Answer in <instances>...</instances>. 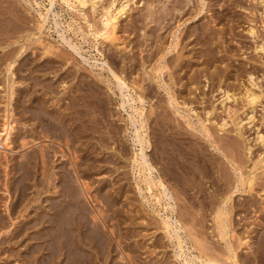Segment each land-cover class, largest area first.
Wrapping results in <instances>:
<instances>
[{"label":"rangeland","instance_id":"1","mask_svg":"<svg viewBox=\"0 0 264 264\" xmlns=\"http://www.w3.org/2000/svg\"><path fill=\"white\" fill-rule=\"evenodd\" d=\"M109 1L111 2L112 0H102L101 2L104 3V6H108V4L110 3ZM206 1H191L192 6L189 4L190 7L188 8V13L182 15L180 14L179 16L173 15L172 19L170 20H164V22L161 24L156 23L160 27L155 25V28L153 26V24H155L154 22H152V24L145 25L143 23V20L141 19L142 14L146 13L147 6H149L148 1L129 0V3L127 4L128 7L126 6V11L122 13L121 16L119 15V17L117 18V37L107 40L102 38V35L98 36L95 33L96 29L100 28V26L102 27L101 20L103 18L100 16L102 13H100V11L102 10L100 8L101 6L99 5H97V7L99 6L98 8L100 10L96 8L97 10L92 12L91 8H89V3L81 6L75 4L74 2H70V4H68L63 0H53L52 3L50 2V0H0V11L4 13L3 15L0 14V16L1 18H4V21H6L7 29H11L13 27L14 30H18V32L15 33V36L14 34L11 35L13 37H11L10 39L13 40L16 36L19 35L28 36L27 39L20 37L19 42H16L17 44L13 43L10 48L16 49V47L19 48L21 45H25L26 54L24 62H26L27 59L28 62H32L30 64L22 63L21 65H18V70L16 67V70L18 72L17 74H15L13 83V89L15 93L14 95H12L13 98L10 100V103H12V105L9 106L12 110L11 118L16 120L13 123L14 132H17L16 134H18V136L20 135L21 137L19 136V138L21 139L23 135L31 133L29 131L34 130L32 129V121L30 122V120H26L24 116H21L20 112L22 111V108L25 107V105L30 106V97H36L37 95H39L38 93L41 94L45 91L43 94H41V97L45 99L44 107L47 106V109H49L47 111L49 113L50 110H53L55 107L56 108L54 110H58L59 112L60 110L61 112H66L67 110L70 111L69 109H66L67 105V108H69L68 103L70 101V95L68 94L69 92L71 93L70 90L74 89L77 86L76 84H79L82 79L83 81H88L90 86V88L85 87V89L87 88L86 90H81L82 93L92 96L94 95L93 87L97 90L101 89L99 91H101V94H103L100 95V97H102L106 108L104 109L105 111L103 117L99 114V112H96V127L99 126L104 133L108 130L109 134H106L107 136H100L99 132H93L94 137L97 134L95 138H92V158L95 157L94 159H92V162H94L92 163L94 164L92 166L94 167L92 168V170H89V172L91 171L90 173L92 174V176L90 173V176H87V178H89L88 181H90L92 185V197H90L89 201L87 202V198H84L85 196L81 194L79 204L87 205L90 202V204H92V207H94L92 208V213H94V209L96 208V210H102L106 216H109L108 219H110L108 220V226L110 228H116V230L113 228V230H115L114 236L116 235V239L118 238L120 233H122L120 237V244L123 246L125 251H130L132 246L136 247L137 250V247L139 246L136 252L135 250L133 251L136 258L139 257L138 260H141L138 264H145V262L146 264H185L183 262L184 259H188V264H204L205 261L202 260L205 259V256L211 254L215 257L218 256V258H220L221 260L225 259L224 261L226 262V264H231L230 260L227 259L225 254L227 249V241L233 242H231V244H233V248L236 246L234 249L236 250L237 258L239 259L240 263L244 264L248 257V260L251 259L250 254H253L252 251L255 249L254 247H257V242L260 241L261 237H264V228L262 227L264 226V222L262 221L264 220V163H262L261 166L254 171V173L256 172L255 174H257V177L253 182V190L242 194L239 193V191H235L231 199L228 200L226 204H222L221 198L229 193V191H227V188L229 190L232 187L233 181L237 182L236 180L238 179V173L236 170H232V166L228 163L225 157H223L220 150L218 151L215 149L213 145L214 143H211V141H209L206 136L202 135L201 126L199 125V121L205 119L203 120V122H205L204 124L210 129V132L212 131V139L221 138L220 141L223 140L226 142L227 140L229 141L230 139H232L233 141L236 140L237 143L241 144L242 148L238 149V152L241 151V157L237 156L238 158L235 164L238 165L240 163V165L238 166L240 167V171L245 170L243 171V173L245 172L244 174L247 173L249 166H252L253 158L255 160L257 154L261 151L262 154H264V146L254 139L255 133L253 130L254 127L259 126L261 132L264 133V118L262 116L264 114V98H261V100L263 101L261 105L263 107L262 109L261 106H259V103L257 104V107L254 111V121L250 125L244 124L243 130L245 131L244 136L245 138H247L246 140L230 131L232 126L231 123L228 122L224 130H218V124L216 123L219 118L221 116H224L225 114L224 112H222L220 104H218L219 99H216L221 94L218 85H220V87L222 88H231V91L236 93V99L234 101L231 99L230 101L228 100V104H233L237 108L240 106L239 111L237 112V116L239 115V118H242L245 113L243 111L247 110L246 106L242 108L241 94L244 89L242 85H249V81L247 80V74L249 71L253 76L252 78L256 82V86H252L253 89H255L256 92L262 91L264 94V50L258 51L257 49H255L256 44L264 42V30L260 25L261 16H259L262 10V6L260 4L257 5V3L252 0ZM209 3H211V5ZM117 4V0L113 1V8H111V10H113L115 6H118ZM156 4H154L156 6V12H154L153 14L154 17L155 15L159 16L161 12L160 8H158V10L157 7L162 3H158L157 5ZM46 10H48L49 12ZM40 13L47 14L45 17V21H42ZM219 14L220 18H217L216 15ZM5 17H7L8 19ZM7 21L10 22L9 25L12 26L11 28L8 27L9 25ZM168 21L170 23H168ZM203 21L205 23L210 22L212 29H215V34L218 39L217 40L215 37L212 43V49L215 50L214 54L216 58L212 61V58L208 55L207 50L205 49L206 47L203 46L202 43H200L201 41L199 40V38L192 35L185 40L187 29H191L195 25L203 23ZM136 22H138V25ZM250 23H252L257 30L258 36L255 38L251 37L246 32V25ZM3 25H5V22ZM6 25L4 27L5 29ZM0 36H2V34H0ZM34 38H40V40L42 39V44H49L50 46L52 45V47H54V52L52 54L50 53V55L48 54V56H46L45 54V56L40 54L41 50L43 49V45L40 44L39 41H37L36 44V40ZM150 40L154 41L151 42ZM44 41H46V43ZM150 42L153 46L150 45ZM169 43L172 45L176 43V46L172 48L170 52L165 53V47H167ZM162 55H164V58L161 60ZM172 56L175 57V59H173L174 62H171L169 64L166 63L165 61ZM38 57L42 58L39 59ZM44 57L45 59H43ZM221 57L223 58L221 59ZM47 59L51 61L48 60L46 62L45 60ZM164 59L165 61H163ZM185 59L187 61H183ZM41 61L45 63L44 65L48 63L46 67L42 65L43 68H41L40 65L39 71L41 72H38L39 74L37 73L38 70L34 71L35 73L32 72L31 66L35 62L42 63ZM159 61L162 65L166 64V67L165 70L163 69L161 74L157 76V73H155V71H153L152 69L150 70V68ZM49 62H53V69H51L52 67H49ZM2 67L3 66H1L0 64V85H2L0 86V118L4 111V100L6 93L4 89H6L5 87H7V85L3 86V84H5L4 80L6 76L2 70ZM180 68L183 69L180 70ZM212 71L215 73H213ZM180 74L183 76H181ZM192 74L194 77L192 76ZM29 75L31 76V78ZM40 75L42 78L40 77ZM118 75L124 79L126 84L125 87L120 88V85H118ZM190 75L191 77H193V79L190 78ZM216 75L218 76L219 81L217 80ZM36 77L38 79L40 77V79L42 80L44 78L43 84L51 82L52 87L51 85L50 87L55 90H53L52 92L51 88L49 89L44 86H38V88L36 89V86L34 85L38 81ZM142 77H145V79L143 80ZM60 80L63 82H61ZM75 81H77L76 84ZM59 83L61 86L59 85ZM141 86H143L144 88H142ZM146 86L148 87L147 90ZM233 86L236 87L232 88ZM26 91L28 92V94ZM20 94L23 96L22 98ZM56 95L58 96V98H56ZM140 95H142V100L139 99ZM131 98L133 100H131ZM52 99L58 103H55ZM22 102L24 104L21 105H23L24 107H20V103ZM17 104L20 106H18ZM187 105L193 108L196 112H187ZM209 109H211L212 112L207 115L206 110ZM140 112H142L143 116H141V118L139 116ZM133 118L137 119L134 120ZM206 118H208L209 120H206ZM98 120L100 121L98 122ZM133 120L137 122L133 123ZM188 120H190V125L187 124ZM103 124L105 126H103ZM192 125L194 126V128L191 127ZM136 131L140 132L139 135H142L141 137L144 136L146 140L149 139L148 141L150 147L147 148L145 152L143 151L142 154L144 153L146 155V158L151 161L156 167V179L157 177L162 178L164 184L168 186L166 191L169 195V198L167 197L168 195L166 196L163 193L164 189H162L161 186L154 187L152 189L153 192H148L146 189H144V184L141 180L143 176L138 177L137 170L132 166L131 157L134 155L133 151L134 153L140 152V145L134 140L136 139L138 134ZM19 132L25 133H21V135L19 134ZM15 133L12 137L14 138L13 140L17 141L16 143L15 141H13V143L10 144L13 147V150H16V152H9L8 149L0 147V150L3 151L2 154L11 153L16 156V159H20V156L18 155L19 153L25 151L27 152V150L30 151L31 149L39 146V143H49L50 146L53 145V151L51 150L50 153L57 151L56 155L55 153V156L53 155L54 160H51L53 161V164L65 162V165L67 164L68 167L69 160L68 158H66L67 154L65 155L67 149L65 148V153H62L59 149L61 147H58L57 145L58 142L62 144L64 140H61V138H64L65 136H59L61 138L58 140L54 137H51L52 139H50L49 136H45L44 138L38 137L36 139L37 143L35 142L34 144L33 142L34 145L31 143L32 145L30 144V146L28 144L27 147L22 146V148L24 149L23 150L21 147L19 149V146L21 145L18 144V141L20 139H16L18 136ZM108 136L109 143L107 142L103 145L97 143L98 139H100L101 141V137L108 138ZM238 137H240L241 140ZM156 143H159L158 145L165 150L163 152L165 153L166 157L165 162H163L164 160L160 159L159 157H156L154 161V158L151 157V153L155 149ZM17 144L19 146L15 147L17 146ZM245 144L252 145L253 152L250 156L252 160H249V162L247 151L244 148L246 146ZM104 145L108 147L105 149ZM237 145L240 146L239 144ZM228 150L230 149L228 148ZM168 152L170 155L168 154ZM232 153V155L236 156L235 152ZM94 154H98L100 157ZM195 155L201 156L202 159H199V161H194ZM103 157L106 161L102 160ZM60 158L64 160L61 161ZM167 162L170 163V168L167 167ZM10 163H7L6 159L5 163L4 159H1L0 163V217H2L0 218V264H15V261L19 260L20 258V255L17 256V254H19L23 250L26 251L28 249L23 243H27V240H29V243L36 242L37 239L30 240L32 235H39V232H37L36 228L31 229V227H29V234H24L23 236L20 234V236L17 237L18 241H15L17 238L11 240V234L9 233L12 231L16 232L17 225H21L23 227L27 226L24 221L26 222L29 221V219L36 217L38 215L37 212L42 213V204H47V202L44 201L47 195L49 196L56 194L54 193L56 188L54 187V185L55 181H57L56 176H54L55 178H53L55 179V181L52 182L48 176L50 175V172L52 170L48 172V175H43L42 178L41 172L38 171V174L36 173L37 181L42 180V183L39 182L41 184L38 185L34 184L30 181V178L26 180L29 185H27L25 193L22 191H18V185H14V181L13 184L11 183V178L14 177V175H12L13 171H8L11 170L9 169V166H7L8 164L10 165ZM184 163H186V165H183ZM220 169L221 172L219 171ZM219 174H222V176L224 175L223 180L221 181H219ZM170 176L173 177L171 178L172 180L170 179ZM38 177H40V180L38 179ZM43 177L45 179H43ZM87 178L85 179L87 180ZM47 179L48 183L47 181L44 182V180ZM5 182H7V184ZM10 184L12 187L8 188V185ZM48 186L51 187V190H48ZM45 187L47 189H44ZM76 187L79 190V186H77V184ZM259 187H262L263 190L260 191ZM13 188H16V190H14ZM18 192H20V195L18 194ZM9 193L11 194V196ZM153 193L159 194V196H161V199L157 201L152 195ZM17 195L19 196L17 197ZM168 203L173 206V209L168 208ZM229 203L231 206L229 205ZM5 204L9 205L10 207H13L16 204V207L14 206V213H12V215L10 214L9 216L7 214V211H5ZM19 206L23 208H20ZM39 207L41 209H39ZM220 207H223L226 210L224 211L226 212L225 217L227 224V234L224 239L221 238V228L219 227L217 221V213L219 212ZM3 215L6 218L3 217ZM168 216H170L173 227L176 226L177 229V227L179 228L180 226L179 230L177 229L178 231H176L175 228H172L171 230L173 234L176 231L178 235H181V239L183 238V252H179L176 239L173 238L174 236H168L165 233L164 229H162L161 227L160 220L164 217L166 219ZM12 219L14 222L11 221ZM28 225L30 224L28 223ZM260 227H262L263 230L262 228L260 229ZM260 230L263 234L260 232ZM35 231L37 233H35ZM131 232L132 235L130 234ZM258 232H260L262 236L257 235ZM107 234L109 233H106V235ZM125 234H128L129 236L127 235L126 237ZM242 236H244L245 238ZM257 236H259L260 238L258 237L259 239H256L255 237ZM239 237H242L243 240H246V243H243L244 245L242 244L243 246H239V244H237V240ZM9 238L11 241L9 240ZM153 242L154 244L156 242L157 243L154 245ZM18 245L20 248L18 247ZM140 245H142L143 247ZM147 248L150 249V251ZM238 249H240V251ZM14 250L17 251L15 252ZM242 251L244 255L242 254ZM135 253L139 256L137 257ZM151 253L153 254V256ZM176 253H179L180 256H177ZM247 253L249 254V256ZM149 254L151 255L149 256ZM154 256L156 257V259ZM242 256L246 258L245 261H243L244 258ZM164 257L167 259H165ZM152 258L155 260H153ZM200 258H202V260ZM116 259L118 261L121 260L118 257ZM149 259H152L154 262ZM121 261L125 262L124 260ZM22 262L24 263V261L22 260L19 261L20 264H22ZM28 264L33 263L29 261ZM246 264L248 263L246 262Z\"/></svg>","mask_w":264,"mask_h":264},{"label":"bare ground","instance_id":"2","mask_svg":"<svg viewBox=\"0 0 264 264\" xmlns=\"http://www.w3.org/2000/svg\"><path fill=\"white\" fill-rule=\"evenodd\" d=\"M65 2H67L68 4H70V2H74L75 4L77 5H81V6H84L86 4L90 5L89 8H91L92 12H94L95 10H97L96 8H98L99 6H101V10L100 13H101V17L103 18L101 21H102V27L100 26V28L96 29L95 33L98 35V36H101L102 35V38L104 39H114L117 37L116 35V29H117V18L119 17V15L121 16L122 13H124L126 11V8L128 7V1L129 0H117L118 1V6H115L113 10H111V8H113V1L115 0H112L108 6H104L101 1L102 0H63ZM142 1V0H141ZM148 1V4L149 6H147V10H146V13L145 14H142V20H143V23L145 25H148V24H152V22H154L155 24H153V26L155 27V25H157L156 23L158 24H161L164 22V20H170L172 19L173 15H176V16H179L180 14H185V13H188V8L190 7L189 4L192 6L191 4V1L193 2V0H146ZM200 2H202L203 0H199ZM206 1V0H205ZM252 1H255L258 4H260L262 6V10H261V13L259 16L260 17V25L262 27V29L264 30V0H252ZM50 2L52 3L53 0H50ZM108 2V1H107ZM226 2V1H225ZM230 2V1H229ZM235 2V1H233ZM240 2V1H238ZM146 3V2H144ZM158 4V3H162L160 4L158 8H160L161 12L159 14V16L155 15V17L153 16L154 12H156L155 10V5L154 4ZM207 3V1H206ZM213 3V2H212ZM147 4V5H148ZM156 4V5H157ZM211 5V3H209ZM255 4V3H254ZM67 5V4H66ZM97 5H99L97 7ZM195 5V4H193ZM259 5V6H260ZM127 6V7H126ZM218 6V5H217ZM2 7V6H1ZM196 7V6H195ZM242 7V6H241ZM216 8V7H215ZM249 8V7H248ZM259 8V7H258ZM50 9V8H49ZM99 9V8H98ZM192 9V8H190ZM227 9V8H226ZM247 9V8H245ZM90 10V11H91ZM100 10V9H99ZM159 10V9H158ZM157 10V11H158ZM218 10V9H217ZM223 10V9H222ZM249 10V9H248ZM48 11V10H46ZM7 12V11H6ZM44 12V11H43ZM49 12V11H48ZM194 12V11H193ZM159 13V12H158ZM223 13V11H222ZM221 13V14H222ZM0 14L3 15L4 13H2L0 11ZM200 14V13H199ZM217 14V13H216ZM249 14V13H247ZM46 13L45 14H41L40 13V17L42 19V21H45V17H46ZM197 16V15H196ZM217 18H220V14L219 15H216ZM230 16V15H229ZM251 16V15H249ZM100 17V18H101ZM209 17V16H207ZM212 17V16H211ZM7 18V17H5ZM215 18V17H214ZM232 18V16H231ZM247 18V17H245ZM250 18V17H249ZM8 19V18H7ZM136 19V18H135ZM203 19V18H202ZM211 19V18H210ZM228 19V18H227ZM22 20V19H21ZM141 20V22H142ZM175 20V18H174ZM195 20V19H194ZM212 20V19H211ZM249 20V19H248ZM20 21V20H19ZM48 21V20H47ZM172 21V20H171ZM205 21V19H204ZM201 23V24H197L195 25L193 28L191 29H187L186 31V34H185V40L186 38L194 35L195 37L199 38V40L201 41L200 43L203 44V46H205L206 50H207V53L208 55L212 58V60H215V54H214V51L212 49V43H213V40L217 39V36L215 34V29L213 30L211 25H210V22H204ZM210 21V20H209ZM5 22V25L7 24L6 21H4V18H1L0 16V34H2V36H0V64L2 67V70L3 72L5 73V84H3V86L7 85V87H5L6 89H4V91L6 92L5 93V103H4V111L2 113V116L0 118V147H3L5 149H8L9 152H16V150H13V147L11 146L10 143H13V140L14 138L12 137L13 134L15 133L14 132V121H16L15 119H12V110H11V106L12 103H10V100L13 98L12 95H14L15 91L13 89L14 85V77H15V74H17V70H18V65H21L22 63H32V62H28L26 60V62H24V58H25V54H26V47L25 45H21L19 48L16 47L15 48H10V46L13 44V43H16V42H19V39L20 37L24 38V39H27L28 36H22V35H19V36H16L15 39H10L12 34H14L15 36V33L18 32V30H14L13 27L11 25H9L10 22H8V27H12L11 29H7V25H6V29L4 28L5 25H3ZM197 22V21H196ZM201 22V21H200ZM247 22V21H246ZM137 25H138V22H136ZM168 23H170L168 21ZM167 23V24H168ZM199 23V22H198ZM132 25V24H131ZM144 25V26H145ZM169 25V24H168ZM192 25V24H191ZM14 26V25H13ZM158 27H160L159 25H157ZM164 26V25H162ZM170 26V25H169ZM247 26V33L255 38L258 36L257 34V30L255 28V26L250 23ZM15 27V26H14ZM17 27V25H16ZM99 27V26H98ZM135 27V26H133ZM148 27V26H147ZM142 28V27H141ZM149 28V27H148ZM156 28V27H155ZM13 29V30H12ZM22 29V28H21ZM144 29V28H143ZM152 29V28H151ZM150 29V31H151ZM138 30V29H137ZM160 30V28H159ZM221 31V30H220ZM153 32V31H152ZM169 32V30H168ZM225 32V30H224ZM163 33V32H162ZM231 33V32H230ZM233 33V32H232ZM246 33V34H247ZM95 34V35H96ZM153 34V33H152ZM155 34V33H154ZM222 34V33H221ZM168 35V34H167ZM233 35V34H232ZM39 36V34H38ZM155 36V35H154ZM222 36V35H221ZM37 37V36H36ZM168 37V36H167ZM33 38V37H32ZM41 38V37H40ZM39 39H35V43L37 41H39L40 44H42L41 40ZM101 38V37H100ZM158 38V37H157ZM164 38V37H163ZM166 38V37H165ZM223 38V37H222ZM150 39V38H149ZM225 39V38H224ZM31 40V39H30ZM44 40V39H43ZM119 40V39H118ZM184 40V41H185ZM218 40V39H217ZM148 41V40H146ZM151 41V40H150ZM154 41V40H152ZM151 41V42H152ZM164 41V40H163ZM176 41V40H175ZM216 41V40H215ZM46 43V41H44ZM150 42V43H151ZM199 42V41H197ZM227 42V41H226ZM48 43V42H47ZM149 43V42H147ZM164 43V42H163ZM167 43V42H166ZM171 43V42H170ZM165 47L166 52H170L172 50V48H174L176 46V43L174 45L170 44ZM181 43V42H180ZM17 44V43H16ZM37 44V43H36ZM156 44V43H155ZM165 44V43H164ZM190 44V43H189ZM43 45V49L41 50V53L42 55H46L48 56V54L50 55V53L52 54L54 51V47H52V45L50 46L49 44H42ZM152 45V43L150 44ZM183 45V44H182ZM186 45V44H185ZM184 45V46H185ZM214 45V44H213ZM27 46V45H26ZM56 46V45H55ZM153 46V45H152ZM29 47V45H28ZM38 47V46H37ZM214 48V47H213ZM233 48V47H232ZM28 49V48H27ZM37 49V48H35ZM58 49V48H57ZM255 49H257L258 51H262L264 50V42H261V43H258L255 45ZM158 50V49H157ZM179 50V49H178ZM40 51V50H39ZM59 51V50H58ZM154 51V50H153ZM200 51V50H199ZM157 52V51H156ZM58 53V52H57ZM152 53V52H151ZM28 54H29V51H28ZM162 54V52H161ZM218 54V53H217ZM32 55V54H31ZM37 55V53H36ZM34 55V56H36ZM44 55V56H45ZM57 55V54H56ZM55 55V56H56ZM59 55V54H58ZM165 55V54H164ZM164 55L161 56V60L164 58ZM202 55V54H201ZM33 56V55H32ZM31 56V57H32ZM134 56V55H133ZM153 56V55H152ZM151 56V58H152ZM193 56V55H192ZM154 57V56H153ZM183 57V56H182ZM189 57V56H188ZM39 58V57H38ZM42 58V57H41ZM39 58V59H41ZM52 58V57H51ZM223 57H221L222 59ZM45 59V57L43 58ZM149 59V58H148ZM154 59V58H153ZM175 57H171L169 59H167L165 61V59L163 61H165L166 63H171V62H174ZM219 59V58H218ZM22 60V61H21ZM31 60V59H30ZM29 60V61H30ZM36 60V59H35ZM49 59L45 60L46 62L48 61ZM54 60V59H53ZM60 60V59H59ZM32 61V60H31ZM34 61V60H33ZM43 61V60H42ZM41 61V62H42ZM51 61V60H49ZM183 61H187L186 59L183 60ZM190 61V60H189ZM21 62V63H20ZM150 62V60H149ZM182 62V61H180ZM214 62V61H213ZM50 63V66L49 67H52L51 69H53V62H49ZM52 63V64H51ZM193 63V62H191ZM209 63V62H208ZM3 64V65H2ZM45 63H34L31 67H32V72L34 71H37L38 72H41L39 71L40 69V65H41V68L42 65H44ZM48 64V63H47ZM46 64V65H47ZM152 64V62H151ZM46 65H44V67H46ZM185 65V64H184ZM24 66V64H23ZM22 66V67H23ZM28 66V65H27ZM177 66V65H176ZM16 67H17V70H16ZM21 67V68H22ZM151 67V66H150ZM165 67H166V64H161V62L159 61L158 63H156L155 65H153L150 70L152 69L153 71H155V73H157V76H159L162 72V70L164 69L165 70ZM185 67V66H183ZM147 68V67H146ZM174 68V67H173ZM183 69V68H180V70ZM189 69V68H188ZM217 69V68H216ZM243 70V69H241ZM20 71V70H19ZM174 71V70H173ZM176 71V70H175ZM30 72V71H29ZM45 72V71H44ZM42 72V73H44ZM166 72V71H165ZM213 72V71H212ZM3 73V74H4ZM35 73V72H34ZM167 73V72H166ZM215 73V72H213ZM253 73V72H252ZM30 74V73H29ZM39 74V73H38ZM176 75V74H175ZM181 75V74H180ZM179 75V76H180ZM245 75V74H244ZM30 76V75H29ZM28 76V77H29ZM35 76V75H34ZM39 76V75H37ZM43 76V75H42ZM144 76V74H143ZM183 76V75H181ZM193 76V74H192ZM215 76V75H214ZM217 76V75H216ZM41 77V75H40ZM39 79L36 77V79L38 80L34 85L36 86V89L38 88V86H44V87H47V88H51L52 87V83L51 82H47L43 84V80L42 79ZM66 77V76H65ZM151 77V76H150ZM194 77V76H193ZM193 77H191L190 75V78L193 79ZM210 77V76H209ZM252 74L250 73V71L248 72L247 74V80L249 81V85H242V87L244 88L243 91H242V94H241V99H242V108L243 107H247L244 113V116L241 118H239L237 116V112L239 111V107L237 108L236 106H234L233 104H228V100L230 101L231 100H235L236 97H235V92H232L231 91V88H222L220 87V85H218V87L220 88V91H221V94L218 98L216 99H219V103L220 106H221V109H222V112H224V116H219V120L216 122L218 124V130H224L225 129V126L229 123L232 124L231 126V129L230 131L231 132H234L237 136H240L242 137V139L244 138V140H246L247 138H245L244 134H245V131L243 130L244 128V124H248L250 125L253 121H254V118H255V115H254V111L257 107V104L259 103V106L262 105V100L261 98H264V94L262 91H259V92H256L255 89H253L252 86H256V82L254 81V79L252 78ZM31 78V76H30ZM42 78V77H41ZM140 78V77H139ZM143 80L145 79V77H142ZM172 78V77H171ZM179 78V77H177ZM212 78V77H211ZM64 79V78H63ZM149 79V78H148ZM161 79V78H160ZM176 79V78H174ZM189 79V78H188ZM246 79V78H245ZM78 80V79H77ZM117 80H118V85H120V88L122 87H125L126 84H125V81L124 79L121 77V76H117ZM150 80V79H149ZM217 80L219 81L218 79V76H217ZM16 81V80H15ZM58 81V80H57ZM61 81V80H60ZM193 81V80H192ZM1 82V81H0ZM63 82V81H61ZM147 82V81H146ZM196 82V81H194ZM9 83V84H8ZM31 83V82H30ZM50 83V84H49ZM77 83V81H75V84ZM172 83V82H171ZM233 84V83H232ZM231 84V86H232ZM246 84V83H245ZM13 85V86H12ZM51 85V87H50ZM60 85V83H59ZM64 85V84H63ZM77 86L70 90L71 93L69 92L68 95H70L69 99V108L68 105L66 107V109H69L70 111H66V112H60L58 110H53L51 109L50 110V113L47 111L49 109H47V106H45V99H43L41 96V94H43L44 92H42L41 94L38 93L39 95H37L36 97L35 96H32V98L30 97L29 100H31L30 102V106H26L25 107L21 104H24L23 102L20 103V107H24L22 108V113L20 112L21 116H24V118H26V120H30V122L32 121V124H33V127L32 129H34L33 131H29L31 133H28V134H25L23 135V137L20 139L18 134H16L18 137L16 139H18L19 143L21 146H19L17 144V146L15 147H18L19 146V149L20 147L22 148L23 147H27L28 144L30 146V144L34 142H36V139L39 137H45V136H49L50 139H52L51 137H54L55 139H60L61 137L59 136H65L64 138H61V140L63 139L64 141L61 143L58 142V147H61L59 148L60 151L62 153H65V150L67 151L65 153V156L66 158H68V167H67V164L65 165V162H61V163H55L53 164V161L51 160H54L53 157L56 155L57 151L53 152V153H50L51 150H52V146L48 144H40L39 143V146H37L36 148H33L31 149L30 151L27 150V152H21L19 153L18 155L20 156V159H16V156L14 154H11V153H4L2 154V150H0V163H1V159H4V163H5V159L7 161V163L9 162H12L10 163V165L8 164L7 166H9V169L11 170H8L9 172L10 171H13L12 175H14V177H12L11 179V183L13 184V181H14V185H18L17 188H19L18 191H22L25 193V190L27 188V185H29L26 180L27 179H30L31 178V182H33L34 184H41L42 180L41 181H37V172L40 171L41 172V178L42 176H46L48 175V172H50V170H52L50 172V175L49 176V179H51V182L52 181H55V178L54 176H56V180L55 181V185L54 187L55 188V192L56 193L55 195H47L46 199H44V201L47 202V204H42V213H38L37 212V216L32 218V219H29V221H24V223L27 225V226H19L17 225V231L16 232H10L9 234H11V240L13 239H16L17 237L20 236V234L23 236L24 234L28 235L30 231H28L29 227L32 228H36L37 232H39V235H35V236H31L30 240L31 239H37L39 241L36 240V242H33V243H29L27 240V243H23L26 245V247L28 248L26 251H22L17 254L20 255L19 257V260H16L15 261V264H20L19 261L22 260L24 261V263L22 262V264H28V262H32L33 264H138L140 261L138 260L139 259V255H137L138 258H136V256L134 255L133 251L135 250V252L138 250V247H137V250H136V247H133L131 248L130 251H125L123 246L120 244L121 241H120V237L122 235V233H120V235L118 236V238L116 239V235L114 236V231L116 230V228H114L115 230H113V228H110L108 226V217L109 216H106L102 210H96V208L94 209V213H92V204H79L80 202V195L83 194L85 197L84 198H87V202L89 201V198L92 197V185H91V182L88 181L89 178H87V176H90V172L89 170L94 167L92 165V138L94 137L93 135V132H99V135L102 136V135H106V134H109L108 130L105 131V133L103 132V130L100 129V127H96V124H97V113L99 112V114L103 117L104 116V109L106 108L105 105H104V101L102 99V97H100L101 94V89L97 90L96 88L93 87V94L92 96H89L88 94H85V93H82L83 89H85V87H88L90 88L89 86V83L88 81H83V79L79 82V84L77 83L76 84ZM251 85V86H250ZM2 86V85H0ZM61 86V85H60ZM72 86V84H71ZM170 86V85H169ZM140 87V86H139ZM142 88H144L143 86H141ZM147 87V86H146ZM187 87V86H185ZM236 86H233L232 88H234ZM24 88V87H23ZM73 88V87H71ZM70 88V89H71ZM92 88V86H91ZM1 89V88H0ZM3 89V88H2ZM45 89V88H44ZM52 89V88H51ZM87 89V88H86ZM85 89V90H86ZM148 89V87L146 88V90ZM188 89V88H186ZM191 89V88H190ZM20 90V89H19ZM53 90L55 89H52V92ZM82 90V91H81ZM171 90V89H170ZM50 91V90H49ZM183 91V90H182ZM23 92V91H21ZM27 92V91H26ZM87 92V91H86ZM32 93V92H31ZM89 93V92H88ZM146 93V92H145ZM181 93V92H180ZM28 94V92H27ZM37 94V93H36ZM56 94V93H55ZM58 94V93H57ZM64 94V93H63ZM90 94V93H89ZM139 94V93H138ZM31 95V94H30ZM34 95V94H33ZM21 98L23 97L21 94H20ZM57 96V95H56ZM55 96V97H56ZM142 95L139 96V99L142 100ZM19 98V97H18ZM27 98V97H26ZM45 98V97H44ZM49 98V97H48ZM58 98V96L56 97ZM178 98V97H176ZM25 99V98H24ZM59 99H60V96H59ZM62 99V98H61ZM97 99V100H96ZM21 100V99H20ZM49 100V99H48ZM53 100V99H52ZM131 100H133L131 98ZM54 101V100H53ZM58 101V100H57ZM60 101V100H59ZM169 101V100H168ZM186 101V100H185ZM21 102V101H19ZM47 102V101H46ZM55 102V101H54ZM108 102V101H107ZM170 102V101H169ZM241 102V101H240ZM26 103V102H25ZM55 103H58V102H55ZM53 103V104H55ZM66 103V104H67ZM106 103V102H105ZM10 104V105H9ZM47 104V103H46ZM50 104V103H49ZM93 104V105H92ZM60 105V104H59ZM17 106V107H18ZM52 106V105H51ZM62 106V104H61ZM187 109L186 111L189 112V111H192V112H196L193 108L189 107V105H187ZM14 107V106H13ZM50 107V106H49ZM64 107V106H63ZM62 107V108H63ZM46 108V109H45ZM263 107L261 106V109ZM58 109V108H57ZM60 109V108H59ZM109 109V108H108ZM212 109V108H211ZM209 109V110H206V114L209 115L212 110ZM214 109V108H213ZM97 112V113H96ZM28 113V114H26ZM25 114V115H23ZM99 115V116H100ZM139 116L141 118L142 116V112L139 113ZM263 118H264V114L262 115ZM134 117V116H133ZM143 117V116H142ZM134 119V118H133ZM137 119V118H135ZM134 119V120H135ZM22 120V119H20ZM103 120V119H102ZM133 120V123L135 122ZM205 120V119H203ZM203 120L199 121L200 122V126H201V133L202 135L206 136L207 139L209 141H211V143H214V147L216 150H220V152L222 153L223 157H225V159L228 161V163L232 166V170H236L237 173H238V179L236 177V181H233V184H232V187L228 190L227 188V191H229V193L227 195H225L223 198H221V202L222 204H226L228 200L231 199V197L233 196V193H235V191H239V193H246V192H250L251 190H253L254 188L252 187L253 186V182H254V179L257 177V174L254 173V171L256 169H258L262 163H264V154H262V151L259 152L257 154V157L253 158H250L251 154H252V145L250 144H245L246 146L244 147L247 151V154H248V162L249 160H252V166H249L248 168V171L246 174L243 173V171L245 170H241L240 171V167L238 165H240V163L238 165H236L235 163L237 162V156L241 157L240 153L241 151L238 152V149L239 148H242L241 147V144L240 143H237L236 140H232L230 139L229 141L227 140L226 141H223L220 139L221 138H217V139H212V134L210 132V129L204 124L205 122H203ZM206 120H209L208 118H206ZM24 121V120H23ZM92 121H93V124H92ZM100 120H98L99 122ZM260 121V120H259ZM28 122V121H27ZM137 122V121H136ZM135 122V123H136ZM138 122H141V121H138ZM144 122V121H143ZM24 123V122H23ZM102 123V122H101ZM155 123V122H154ZM192 123V122H191ZM260 123V122H259ZM188 125H190V120H188ZM258 124V123H257ZM93 125V126H92ZM156 125V124H155ZM158 125V124H157ZM103 126H105L103 124ZM107 127V126H106ZM191 127L194 128V126L192 125ZM113 128V127H111ZM158 128V127H157ZM110 129V127H109ZM116 129V128H115ZM253 129V128H252ZM29 130V129H28ZM113 130V129H111ZM139 130V129H138ZM141 130V129H140ZM254 133H255V140L260 143L261 145L264 146V133L261 132V130L259 129V126H256L254 127ZM115 131V130H114ZM113 131V132H114ZM118 131V130H117ZM217 131V130H216ZM13 132V133H12ZM26 132V131H25ZM24 132V133H25ZM137 132V131H136ZM23 133V132H21ZM19 132V134H21ZM23 133V134H24ZM104 133V134H103ZM116 133V132H115ZM137 137L135 140L136 143H138L140 145V152H135L133 151V156L131 157V163H132V166L137 170V176L140 177V176H143V178L141 179L143 184H144V189H146L148 192H153L152 189L154 187H157V186H161L163 190V193L167 196L168 193L166 191L167 189V185L164 184L162 178L160 177H157L156 179V175H155V172H156V167L154 166V164L149 161L147 158H146V155L142 152L146 151L147 148H149V139L146 140L143 137H141L139 135L140 132H137ZM22 135V134H21ZM97 135V134H96ZM95 135V137H96ZM99 136V137H100ZM107 136V135H106ZM21 137V136H20ZM94 137V138H95ZM104 137V136H103ZM101 137V141L100 139H98L97 143H99L100 145H103L105 143L108 142V139H109V136L108 138H103ZM238 137V138H240ZM53 138V139H54ZM44 140V139H43ZM60 140V141H61ZM241 140V138H240ZM17 141V140H16ZM15 141V143H16ZM50 141H53V140H50ZM103 142V143H100V142ZM179 141V140H178ZM243 141V140H242ZM56 142V141H55ZM54 142V143H55ZM248 142V141H247ZM37 143V142H36ZM52 143V142H51ZM50 143V144H51ZM57 143V142H56ZM109 143V142H108ZM31 144V145H32ZM33 144V145H34ZM95 144V143H94ZM159 143H156L155 144V149L152 151L151 153V157L154 158V161H155V158L156 157H159L160 159L164 160L163 162H165V153H163L165 150L161 148V146L158 145ZM237 144H239L240 146H238ZM243 144V143H242ZM16 145V144H15ZM96 145V144H95ZM107 145V144H106ZM105 146V149L108 147V146ZM152 145V144H151ZM56 146V145H55ZM65 146V147H64ZM153 146V145H152ZM34 147V146H33ZM64 147V148H63ZM96 147V146H95ZM57 148V147H56ZM55 148V150H56ZM66 148V149H65ZM98 148V146H97ZM95 148V149H97ZM228 148L230 150H228ZM23 149V148H22ZM26 149V148H25ZM65 149V150H64ZM24 150V149H23ZM22 150V151H23ZM241 150V149H240ZM53 151V150H52ZM230 151V152H229ZM60 152V153H61ZM98 152V151H97ZM96 152V153H97ZM105 152V151H104ZM170 152V151H169ZM168 152V154H169ZM232 152H235V155H232L233 153ZM257 152V151H256ZM55 153V155H54ZM94 153V152H93ZM124 153V152H123ZM171 153V152H170ZM232 153V154H231ZM246 153V152H245ZM51 154V155H50ZM103 154V153H102ZM238 154V155H237ZM54 155V156H53ZM94 155H98V154H94ZM170 155V154H169ZM168 155V156H169ZM231 155V156H230ZM99 156V155H98ZM111 156V155H109ZM167 156V155H166ZM230 156V157H229ZM64 157V156H63ZM100 157V156H99ZM130 157V156H129ZM195 160L194 161H199V159H202L201 156L199 155H195ZM109 158V157H108ZM111 158V157H110ZM59 159V158H57ZM56 159V160H57ZM61 159V158H60ZM102 159V158H101ZM100 159V161H101ZM115 159V158H114ZM64 160V159H63ZM61 159V161H63ZM98 160V159H96ZM103 161H106L104 160V157L102 159ZM187 160V159H186ZM239 160V159H238ZM59 161V160H58ZM67 161V159H66ZM95 161V160H93ZM108 161V160H107ZM112 161V160H110ZM219 161V160H217ZM247 161V160H246ZM40 162V163H39ZM187 162V161H186ZM111 163V162H110ZM12 164V165H11ZM41 166H40V165ZM115 164V163H113ZM219 164V163H218ZM6 165V164H4ZM167 167L170 168V163H166ZM183 165H186V163H184ZM212 165V164H211ZM217 165V164H216ZM105 166V165H104ZM214 166V164H213ZM245 166V165H244ZM248 166V165H247ZM246 166V167H247ZM96 167V166H95ZM212 167V166H211ZM54 168V169H53ZM217 168V167H216ZM8 169V168H7ZM246 169V168H245ZM208 170V169H207ZM212 170V169H211ZM214 170V169H213ZM218 170V169H217ZM210 171V170H209ZM221 172V169L219 170ZM39 172V174H40ZM217 172V171H216ZM37 173V174H36ZM90 173V174H89ZM223 173V172H222ZM55 174V175H54ZM235 174V172H234ZM209 175V174H208ZM92 176V174H91ZM173 176V175H172ZM220 180H223V176L222 174L220 175ZM237 176V175H236ZM122 177V176H121ZM259 177V176H258ZM40 177H38L39 179ZM87 178V180L85 179ZM173 178L170 176V179ZM176 178V177H175ZM174 178V179H175ZM43 179H45L43 177ZM91 179V178H90ZM169 179V180H170ZM173 179V180H174ZM216 179V178H215ZM1 180V179H0ZM10 180V179H9ZM40 180V179H39ZM172 180V179H171ZM48 183V179L47 180H44V182ZM257 181V180H256ZM8 182V181H7ZM7 182H5L7 184ZM41 182V183H39ZM50 182V183H51ZM116 182V181H115ZM114 182V183H115ZM215 182V181H214ZM226 182V181H225ZM236 184H235V183ZM45 183V184H47ZM49 183V185H50ZM54 183V182H53ZM239 183V184H237ZM257 183V182H256ZM263 183V182H262ZM52 184V183H51ZM76 184L77 186H79V190L77 189L76 187ZM259 184V183H258ZM52 185V186H53ZM214 185V184H213ZM227 185V184H226ZM32 186V185H31ZM256 186V185H255ZM259 186V185H258ZM9 187H12L11 184L8 185V188ZM15 187V186H14ZM41 187H44V186H41ZM81 187V188H80ZM139 187V186H138ZM263 187V186H262ZM260 188L259 190L262 191L263 188ZM31 188V187H30ZM51 187L48 186V190L50 189ZM14 189V188H13ZM44 189H47L46 187ZM81 189V190H80ZM140 189V188H139ZM161 189V190H162ZM16 190V188L14 189ZM41 190V189H40ZM43 190V189H42ZM51 190V189H50ZM142 190V189H141ZM140 190V191H141ZM256 190V189H255ZM254 190V191H255ZM54 191V190H52ZM81 191V192H80ZM103 191V190H102ZM217 191V190H215ZM219 191V189H218ZM259 191V192H260ZM21 192V193H22ZM20 192H18L19 194ZM217 193V192H216ZM10 194V193H9ZM95 194V193H94ZM97 194V193H96ZM104 194V193H103ZM161 194V193H160ZM250 194V193H249ZM20 195V194H19ZM17 195V197L19 196ZM107 195V194H106ZM154 196V198L159 201L161 199V196H159V194H155L153 193L152 194ZM217 195V194H216ZM11 196V194H10ZM24 196V195H22ZM95 196V195H93ZM163 197V196H162ZM169 198V195L167 196ZM23 198V197H22ZM96 198V197H95ZM94 198V199H95ZM167 198V200H168ZM236 198V197H235ZM19 199V198H18ZM108 199V198H107ZM247 199V198H246ZM23 200V199H22ZM21 200V201H22ZM28 200V199H27ZM93 200V199H91ZM116 200V199H115ZM258 200V199H257ZM29 201V200H28ZM202 201V200H201ZM252 201V200H251ZM20 202V200H19ZM220 202V203H221ZM233 202V201H232ZM235 202V201H234ZM248 202V200H247ZM245 203V201H244ZM234 204V203H233ZM232 204V205H233ZM248 204V203H247ZM246 204V205H247ZM253 204V203H252ZM11 205V204H10ZM16 205V204H15ZM14 205V206H15ZM230 205V203H229ZM260 205V204H259ZM3 206V205H2ZM6 210L7 211V214L10 216V214L12 215V213H14V208L16 207H10L9 205H4ZM22 206V205H20ZM19 206V207H20ZM91 206V207H90ZM111 206V205H109ZM231 206V205H230ZM241 206V205H239ZM251 206V205H250ZM18 207V205H17ZM228 207V206H227ZM245 207V206H244ZM20 208H23V207H20ZM167 208V207H166ZM168 208L170 209H173V206L171 204L168 203ZM236 208V207H234ZM241 208V207H240ZM261 208V207H260ZM39 209H41L39 207ZM38 209V210H39ZM230 209V208H229ZM233 209V208H232ZM245 209V208H243ZM247 209V208H246ZM250 209V208H249ZM262 209V208H261ZM20 210V209H19ZM225 209L223 207H220L219 209V212L217 213V221H218V224H219V227L221 228L220 230V235H221V238L224 239L226 237V234H227V231H226V228H227V224H226V217H225ZM239 210V209H237ZM257 210V209H256ZM259 210V208H258ZM18 211V210H17ZM40 212V211H39ZM229 213V212H227ZM18 214V213H17ZM24 214V213H23ZM115 214V213H113ZM20 215V214H19ZM35 215V214H34ZM1 216V215H0ZM23 216V215H22ZM115 216V215H113ZM3 217H5L3 215ZM13 217V216H12ZM2 218V217H0ZM6 218V217H5ZM3 220V219H1ZM6 220V219H5ZM24 220V219H23ZM173 220V218H172ZM13 221V219L11 220ZM119 221V220H118ZM161 227L162 229H164L165 233L172 237L174 236L173 238L176 239V243H177V246L179 248V252H183V241L181 239V235L176 232L179 230V228L177 227L176 229V226L173 227V224H172V221L170 220V216H168L166 219L165 217L162 218L161 220ZM264 222V220H262ZM7 222V221H6ZM14 222V221H13ZM30 225H28V223ZM110 222V221H109ZM146 222V221H145ZM144 222V223H145ZM10 223V222H9ZM23 223V222H22ZM23 223V224H24ZM114 223V222H113ZM133 223V222H132ZM150 223V221H149ZM176 223V222H175ZM217 223V222H216ZM7 224V223H6ZM11 224V223H10ZM118 224V222H117ZM262 224V222H261ZM9 225V224H8ZM131 225V224H130ZM157 225V224H156ZM260 225V224H259ZM264 225V224H263ZM3 226V225H2ZM6 226V225H4ZM152 226V225H151ZM231 226V225H230ZM259 227V226H257ZM264 228V226H262ZM260 227V229L262 228ZM120 228V227H118ZM131 228V227H130ZM135 228V227H134ZM155 228V227H154ZM172 228H175L176 231L174 232V234L172 233ZM184 228V226H183ZM262 228V230H263ZM15 229V228H14ZM126 229V228H125ZM124 229V230H125ZM214 229V228H213ZM219 229V228H218ZM8 230V229H7ZM120 230V229H119ZM259 230V228H258ZM9 231V230H8ZM15 231V230H14ZM133 231V230H132ZM34 232V231H33ZM35 231V233H37ZM123 232V231H122ZM128 232V231H127ZM215 232V231H214ZM261 232V230H260ZM260 232L257 233V235H261ZM13 233V234H12ZM106 233H109L106 235ZM132 235V232L130 233ZM31 235V234H30ZM126 235V234H125ZM128 235V234H127ZM126 235V237H127ZM255 235V234H254ZM10 236V235H9ZM129 236V235H128ZM229 236V235H228ZM246 236V235H245ZM133 237V236H132ZM244 237V236H242ZM242 237H239L238 238V243L239 246H243L244 244L243 243H246V240ZM259 236L255 237L256 239L258 238ZM29 238V237H28ZM230 238V237H229ZM236 238V237H235ZM245 238V237H244ZM260 238V237H259ZM258 238V239H259ZM264 237H261L260 238V241H258L257 243V247H254L255 249L252 251L253 254H250L251 256V259L246 260V258H244L243 256V261L244 264H246V262L248 264H251V263H254V264H264ZM8 239V238H7ZM10 240V238H9ZM10 240V241H11ZM20 240V239H19ZM122 240V239H121ZM144 240V239H143ZM142 240V241H143ZM154 240V239H153ZM235 240V239H234ZM15 241H18V238L15 240ZM14 241V242H15ZM24 241V240H23ZM22 241V242H23ZM140 241V240H139ZM138 241V242H139ZM155 241V240H154ZM159 241V240H158ZM162 241V240H161ZM236 241V240H235ZM248 241V240H247ZM9 242V241H8ZM21 242V241H20ZM152 242V241H151ZM194 242V241H193ZM200 242V241H199ZM219 242V241H218ZM232 242V241H231ZM231 242L227 241V249H226V257L228 260H230V263L231 264H242L240 263L239 259L237 258V255H236V250L234 249L236 246V244L234 245L235 247L233 248L231 244ZM250 242V241H249ZM141 243V242H140ZM144 243V242H143ZM146 243V242H145ZM157 243V242H156ZM155 243V244H156ZM196 243V242H194ZM216 243V242H215ZM233 243V242H232ZM251 243V242H250ZM20 244V243H19ZM154 244V242H153ZM152 244V245H153ZM154 244V245H155ZM197 244V243H196ZM195 244V245H196ZM220 244V243H219ZM243 244V245H242ZM13 245V244H12ZM15 245V244H14ZM144 245V244H143ZM151 245V244H150ZM153 245V246H154ZM216 245V244H215ZM247 245V244H246ZM250 245V244H249ZM23 246V245H22ZM135 246V245H134ZM137 246V245H136ZM142 246V245H140ZM147 246V245H146ZM253 246V245H252ZM19 247V245H18ZM143 247V246H142ZM140 247V248H142ZM212 247V246H211ZM218 247V246H217ZM249 247V246H248ZM20 248V247H19ZM146 248V247H145ZM150 248V247H149ZM154 248V247H153ZM202 248V247H201ZM216 248V247H215ZM220 248V246H219ZM222 248V247H221ZM240 248V247H239ZM251 248V247H250ZM24 249V248H23ZM130 249V248H129ZM144 249V248H143ZM148 249V248H147ZM156 249V248H155ZM205 249V248H204ZM207 249V248H206ZM213 249V248H212ZM13 250V249H12ZM146 250V249H145ZM150 251V249H148ZM198 250V249H197ZM216 250V249H215ZM240 251V249H238ZM10 251H11V248H10ZM15 251V250H14ZM17 251V250H16ZM15 251V252H16ZM140 252V251H138ZM137 252V253H138ZM145 252V251H144ZM220 252V251H219ZM248 252V251H247ZM251 252V253H252ZM11 253V252H10ZM154 253V252H153ZM159 253V252H158ZM140 254V253H139ZM152 254V253H151ZM149 254V256L151 255ZM209 254V253H208ZM224 254V253H222ZM242 254H243V251H242ZM248 254V253H247ZM246 254V255H247ZM157 255V254H155ZM159 255V254H158ZM177 256H180V254L176 253ZM239 255V254H238ZM244 255V254H243ZM16 256V257H17ZM148 256V255H147ZM153 256V254H152ZM162 256V255H161ZM190 256V255H189ZM249 256V254H248ZM119 258L121 260H124L125 262H122L121 260L118 261L116 258ZM141 257V256H140ZM155 257V256H154ZM153 257V258H154ZM160 257V256H159ZM204 257V256H203ZM202 257V258H203ZM152 258V259H153ZM165 258V257H164ZM179 258V257H178ZM186 258V257H185ZM202 258H200L202 260ZM240 258V257H239ZM152 259H149V260H152ZM156 259V257H155ZM153 259V260H155ZM167 259V258H165ZM164 259V260H165ZM199 259V258H198ZM152 260V262H154ZM188 260V259H187ZM186 259L183 260V262L185 264H188V261ZM225 259L221 260L220 258L215 257L214 255H207L205 256V259H203L202 261H205L204 264H226V262L224 261ZM143 261V260H142ZM148 261V260H146ZM151 262V261H150ZM168 262V261H167ZM170 262V261H169ZM143 263V262H142ZM146 264V262H145ZM150 264V263H149ZM153 264V263H152Z\"/></svg>","mask_w":264,"mask_h":264}]
</instances>
